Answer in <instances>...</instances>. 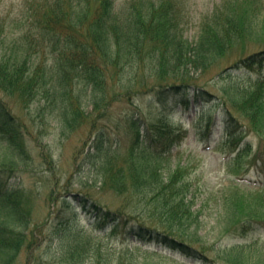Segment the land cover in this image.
Wrapping results in <instances>:
<instances>
[{"label":"rangeland","instance_id":"rangeland-1","mask_svg":"<svg viewBox=\"0 0 264 264\" xmlns=\"http://www.w3.org/2000/svg\"><path fill=\"white\" fill-rule=\"evenodd\" d=\"M169 1L176 14L175 28L193 44H197L205 28L215 20L226 21L232 11L242 22L252 14L254 16L251 19L254 20L255 35L247 40L237 38L225 47L213 69L193 72L195 82L215 95L202 103L206 113L214 118L210 128L191 107L184 111L181 108L173 111L160 109L150 98V90L136 92L137 88H133L124 93L118 86L117 77L116 81H109L114 90L109 88L110 94L106 96V105L109 103L104 112L106 115L101 116L105 108L101 102L98 110L82 119V124L70 132L60 130V122L54 119V115L43 120L42 110L36 102L23 104L19 97L7 95L0 89V98L16 122L21 123L26 141V155H20L0 131V165L5 157L13 159L11 168L14 171L10 173L8 184L23 189H20L23 193L18 200L29 215L24 244L13 264H141L144 260L154 264H206L200 261L191 263L183 255H178L179 261L174 263L157 259L143 251L146 243H141L133 252L130 239L121 242L99 229H91L85 220L80 219L85 214L84 208L78 207L61 223L53 213L69 194H79L104 209L123 211L120 213L123 220L136 217L135 213L142 215L143 210L135 211L126 195L113 188L116 181L111 179L112 176L116 177L119 169L130 173L143 168H154L167 176L181 166L188 169L198 213L191 224L172 229L189 238L215 261L207 264H234L222 259L223 245L227 244L237 245L247 264L264 262V177L254 172L252 160L254 153L264 145L258 133L245 127L247 121L235 101L240 91L256 89L257 81L264 80V65L250 69L232 67V62L238 58L264 49V0ZM130 2L115 0L114 4L122 9ZM45 6L44 0H0V59L11 56L14 51H22L31 56L35 67L51 66L55 62L54 55L58 52H51V43L37 24ZM223 68L225 70L218 75ZM70 71L67 82L72 85L73 96L80 99V107L89 114L97 96L96 90L83 80L78 70ZM262 86L260 89L264 94V81ZM221 107L227 108L234 120H230L229 114L228 119ZM131 120L136 127L131 125ZM226 122L230 130H235L232 137H227L223 127ZM241 126L247 129L240 130ZM158 127L176 136L164 151L159 148L165 142L163 138L156 149L146 147V135ZM100 132L103 134L102 147L97 150L95 139ZM39 133H46L45 138L36 140L34 135ZM45 151L51 153V163L43 158ZM227 205L235 209L237 206L236 222L252 217L249 223L252 228L245 235L235 234L233 224L226 225ZM145 215H142L143 219L150 224L161 229L166 226L161 218H146ZM238 226L241 227L240 223ZM80 234L81 239L77 238ZM83 240H88L91 245ZM71 248L74 256L63 257ZM83 250L80 258L76 252ZM72 257L77 259L72 260Z\"/></svg>","mask_w":264,"mask_h":264},{"label":"trees","instance_id":"trees-1","mask_svg":"<svg viewBox=\"0 0 264 264\" xmlns=\"http://www.w3.org/2000/svg\"><path fill=\"white\" fill-rule=\"evenodd\" d=\"M44 1L46 6L43 16L37 20V24L42 28L43 36L50 41L51 52H58L54 55L55 62L51 66L45 64L43 67H35L30 55L14 51L11 56L0 59V89L7 95L19 97L23 104L32 105L36 102L42 110L40 114L43 120L54 115V119L60 122L62 132L77 129L82 119L88 118L101 102L105 106L101 116L106 115L104 112L109 104L106 105V96L110 94L109 88L114 90L109 86V81H116V77L124 93L133 88H137L136 92L147 89L151 91L150 98L160 109L186 110L192 107L195 114L202 116L207 121V128H210L214 118L212 114L206 113L202 103L210 101L215 95L195 82L193 72L213 69L218 57L224 54L225 47L237 38L247 40L256 34L252 22L254 20L251 19L253 14L246 22H242L232 11L226 21L215 20L205 28L200 40L193 44L175 28L176 14L169 0H131L122 9L116 7L115 0ZM263 65L264 49L248 53L232 62V67L236 69L259 68ZM69 69L78 70L83 80L96 90L97 96L94 95L89 114L83 112L80 99L73 96L72 85L67 82L68 73L71 72ZM223 70L225 68L217 74ZM263 81H257L256 89L240 91L235 101L247 121L248 126L245 127L258 133L264 145V94L260 89ZM3 101L0 98V131L7 136L8 143L18 149L20 155H26L25 133L21 123L11 116ZM221 108L228 118L230 112L227 108ZM229 117L234 120L231 114ZM131 125L136 127L134 121ZM228 126L227 122L223 124L227 137H232L235 130H230ZM243 129L247 128L241 126L240 130ZM154 130L146 135V147L156 149L163 138L165 142L159 148L166 150L176 136L170 135L169 130L162 127ZM45 135L39 133L34 136L36 140H42ZM102 139L103 134L100 132L95 139L97 150L102 147ZM50 154L45 151L42 156L51 163ZM234 159H238V154ZM252 160L255 164L254 172L264 174V148H259ZM13 164L12 158L5 157L0 165V264H13L24 244L29 224L28 211L23 210L18 200L23 189L20 188L21 191L14 187L15 184H8L11 181L10 173L14 171L11 168ZM115 175L111 179L116 181L113 188L117 193L126 195L135 211L143 210L141 213L146 214V218L154 216L164 220V228L150 224L140 213L135 212L136 217L130 216L123 220L120 217L123 211L104 209L89 197L79 194H69L53 210L60 223L81 207L84 208L83 217L89 225L112 239L118 238L121 242L130 239L133 252L137 251L141 243H146L143 251L170 263L179 261L178 255H183L191 263H215L193 241L172 229L191 224L198 213L187 167L181 166L167 176L154 168L136 169L130 173L119 169ZM225 213L226 225L233 224L232 227L237 231L235 234L243 236L252 228L249 224L252 217L236 222L239 215L237 206L235 209L227 205ZM80 235L77 238L81 239ZM83 241L91 245L88 240ZM223 247L222 259L234 264H247L237 245L227 244ZM73 250H67L63 257L69 254L72 256ZM76 253L82 258L84 250Z\"/></svg>","mask_w":264,"mask_h":264}]
</instances>
